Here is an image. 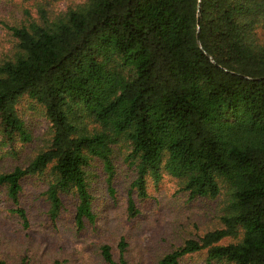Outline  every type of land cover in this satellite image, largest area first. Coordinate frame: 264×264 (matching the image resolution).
<instances>
[{"label":"trees","instance_id":"obj_1","mask_svg":"<svg viewBox=\"0 0 264 264\" xmlns=\"http://www.w3.org/2000/svg\"><path fill=\"white\" fill-rule=\"evenodd\" d=\"M11 31L12 52L0 56V146L31 139L25 100L50 123L46 148L0 172L14 205L22 179L47 172L50 218L72 195L83 228L95 217L93 163L110 185L124 145L129 194L147 197L148 181L165 173L190 198L227 192L218 227L154 264L203 249L206 264H264V0H84ZM127 212L138 214L130 196ZM101 254L114 264L108 244Z\"/></svg>","mask_w":264,"mask_h":264},{"label":"rangeland","instance_id":"obj_2","mask_svg":"<svg viewBox=\"0 0 264 264\" xmlns=\"http://www.w3.org/2000/svg\"><path fill=\"white\" fill-rule=\"evenodd\" d=\"M82 1L0 0V56L10 54L15 45L11 27L39 22L43 10L53 17ZM20 109L31 139H18L11 147L0 146V172L26 166L48 144L50 123L40 109L27 100ZM126 154L124 145L115 146L110 185L101 162L93 163L90 193L95 217L91 223L85 221L81 229L74 222L77 200L72 195H62L60 214L50 218L44 195L50 179L47 172L22 179L18 206L0 186V259L6 264H110L101 254V246L108 244L114 264L120 260L125 264H154L185 240H197L220 225L219 216L228 199L225 189L214 198H190L187 191L179 188L177 180L165 173L158 183L149 180L148 196L140 198L134 189L129 194L135 171L126 161ZM129 196L138 210L134 216L127 212ZM17 207L24 210L25 221L13 211ZM227 241L223 239L222 243ZM180 264H206V251L186 254Z\"/></svg>","mask_w":264,"mask_h":264}]
</instances>
